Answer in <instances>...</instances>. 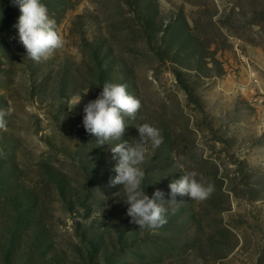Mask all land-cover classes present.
<instances>
[{"label": "rangeland", "instance_id": "1", "mask_svg": "<svg viewBox=\"0 0 264 264\" xmlns=\"http://www.w3.org/2000/svg\"><path fill=\"white\" fill-rule=\"evenodd\" d=\"M41 2L65 45L36 63L18 6L0 0V264H264V0ZM105 82L142 104L122 140L143 123L163 136L142 165L149 197L171 200L189 171L214 184L165 203L155 231L109 184L114 145L83 127Z\"/></svg>", "mask_w": 264, "mask_h": 264}, {"label": "clouds", "instance_id": "2", "mask_svg": "<svg viewBox=\"0 0 264 264\" xmlns=\"http://www.w3.org/2000/svg\"><path fill=\"white\" fill-rule=\"evenodd\" d=\"M11 3L18 6L21 13L14 27L18 29L19 41L26 50L25 58L36 63L44 62L64 47L65 41L57 29L56 21L41 0H11ZM81 99L77 97L70 109L77 106ZM141 107L140 99L127 91L126 84L105 82L99 96L85 105L82 123L86 132L97 138V145H114L110 150L113 159L117 160L113 169L116 175L109 184L122 185L131 222L138 225L139 229L155 231L168 222L165 203L178 208L183 203L177 201L178 195L204 201L212 195L215 187L207 178L202 175L198 177L197 172L189 171L170 182L171 200L165 201L164 193L159 189L151 197L145 193L142 184L146 174L142 165L149 152L148 145L151 143L155 150L163 144L164 139L159 128L143 123L136 127L138 140H122L127 126L126 118L135 119ZM10 115V108H0V129H6L7 117ZM175 211L176 208H173Z\"/></svg>", "mask_w": 264, "mask_h": 264}]
</instances>
